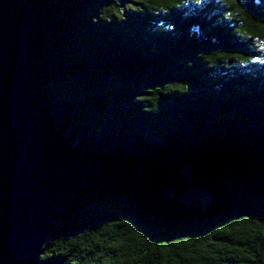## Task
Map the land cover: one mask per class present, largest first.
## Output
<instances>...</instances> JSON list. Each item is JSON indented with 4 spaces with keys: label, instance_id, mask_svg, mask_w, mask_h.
Segmentation results:
<instances>
[{
    "label": "trees",
    "instance_id": "16d2710c",
    "mask_svg": "<svg viewBox=\"0 0 264 264\" xmlns=\"http://www.w3.org/2000/svg\"><path fill=\"white\" fill-rule=\"evenodd\" d=\"M27 2L39 126L116 169L64 197L44 264H264V0Z\"/></svg>",
    "mask_w": 264,
    "mask_h": 264
},
{
    "label": "water",
    "instance_id": "95a60500",
    "mask_svg": "<svg viewBox=\"0 0 264 264\" xmlns=\"http://www.w3.org/2000/svg\"><path fill=\"white\" fill-rule=\"evenodd\" d=\"M33 36V6L0 0V264H44L42 246L64 197L116 178L112 162L69 157L39 126L27 82ZM248 186L264 196V178Z\"/></svg>",
    "mask_w": 264,
    "mask_h": 264
},
{
    "label": "rangeland",
    "instance_id": "374dc122",
    "mask_svg": "<svg viewBox=\"0 0 264 264\" xmlns=\"http://www.w3.org/2000/svg\"><path fill=\"white\" fill-rule=\"evenodd\" d=\"M185 173L188 175L187 171H185ZM184 195L189 201H200L206 203L211 199V193L202 186H196Z\"/></svg>",
    "mask_w": 264,
    "mask_h": 264
}]
</instances>
